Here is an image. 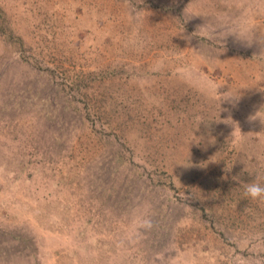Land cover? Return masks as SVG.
<instances>
[{
  "label": "rangeland",
  "instance_id": "374dc122",
  "mask_svg": "<svg viewBox=\"0 0 264 264\" xmlns=\"http://www.w3.org/2000/svg\"><path fill=\"white\" fill-rule=\"evenodd\" d=\"M248 2L0 0V264L264 256V44L224 38Z\"/></svg>",
  "mask_w": 264,
  "mask_h": 264
},
{
  "label": "clouds",
  "instance_id": "9594fccd",
  "mask_svg": "<svg viewBox=\"0 0 264 264\" xmlns=\"http://www.w3.org/2000/svg\"><path fill=\"white\" fill-rule=\"evenodd\" d=\"M261 12H264V7L249 0L246 5L238 11V15L232 19L226 29L224 38L227 36H234L237 41L251 44L253 42H259L264 44V30H261L258 24V18ZM200 29L208 30V25H204ZM214 35V33H211ZM203 87L209 92H217L218 87L214 81L202 80ZM220 88V87H219ZM230 97H236V95L227 94ZM244 195L253 202L264 203V184L258 179L244 186ZM151 202L146 201L143 205L133 211L131 219V231L136 236H143L150 232L155 227V219L150 214ZM250 246L259 248L261 247L258 242H250ZM175 261L174 259H169ZM166 260V261H169ZM178 264V262H176ZM240 264V262H238ZM242 264H264V256L254 254L249 257H245Z\"/></svg>",
  "mask_w": 264,
  "mask_h": 264
}]
</instances>
